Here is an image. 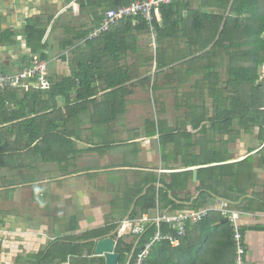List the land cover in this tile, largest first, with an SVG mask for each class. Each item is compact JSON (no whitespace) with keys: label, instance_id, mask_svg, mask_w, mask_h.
Masks as SVG:
<instances>
[{"label":"crops","instance_id":"0c3cea01","mask_svg":"<svg viewBox=\"0 0 264 264\" xmlns=\"http://www.w3.org/2000/svg\"><path fill=\"white\" fill-rule=\"evenodd\" d=\"M116 2L0 0V73H16L27 67L32 57H38L48 64L50 82L48 89L37 91L39 94L32 97L21 96L26 91L20 96H12L14 99L2 97L6 107H0V120L8 119L12 112L21 119L35 118L38 133L43 137L37 144L28 146L27 131L21 130L20 139L13 136L0 141V248L4 251L5 243L13 246L15 231L30 235L29 224L43 232L37 243L28 244V247L37 248L48 240L51 243L65 236H80L107 223L124 221L136 208L154 216L156 207L146 211L136 206V201L146 193L147 188L142 190L143 185L153 179L159 181L161 177L169 184L173 174L183 171H192L193 182V172L196 170L198 175V170L206 168L202 164L207 163L206 159L212 160L215 151L223 156L224 163L208 166H220L219 173L229 171L227 177L231 179L234 164L253 158L252 169L246 166L250 179L246 176L245 184L238 180L232 190L234 181L228 180L229 199H217L238 206L242 213L240 224L247 244V264H264V134L261 141L257 132L259 144L253 145L248 134L241 132L237 136L232 128L230 135L222 136L218 142L216 134L187 124L186 134L175 140L178 130H184L187 119L189 101L186 93L189 91L184 92V88L189 83L179 88L176 85L167 88L169 82L163 78L165 73L153 75L157 72L155 68L139 58L148 51L141 43L145 42L144 36L128 39L125 45L127 49L133 45L139 48L128 58L132 63L130 67L136 64L134 70L139 76L125 85L117 83L116 87L108 88L116 82L111 77L113 67L109 59L102 57L101 48L89 50L84 43ZM192 5L193 10L198 7L197 2ZM183 16H187V11ZM125 61L122 59L116 66L125 67ZM83 68L86 78L89 76L84 89L75 79ZM92 71L97 74L93 75ZM122 86L123 90L120 89ZM21 100H24L23 106L15 104ZM174 104L178 109L176 112L181 113L176 122L178 125L174 124ZM19 123H15L14 130L18 129ZM7 126L10 125L7 123L0 128ZM192 133L195 138L187 151L184 137ZM177 144L182 148L178 149ZM260 152L259 160L256 153ZM186 166L191 167L185 169ZM5 177L10 181L5 183ZM156 184L159 197L162 185ZM186 186L181 190L182 199L186 192L194 190L188 180ZM241 188H245L242 194ZM202 197H205L202 203L215 198ZM32 202L37 206L34 210L28 207ZM158 207L171 214V206L163 200L158 201ZM196 208L187 205L183 210ZM213 214L215 218H221L218 213ZM32 215L36 216L32 218ZM111 216L120 218L115 221L116 218ZM220 223L214 221L211 226L219 229ZM194 231V225H189L187 245L202 241L205 235ZM216 235L221 242L228 240L222 231ZM196 246L187 247V258L193 257ZM224 248L223 256L221 252L218 255L231 258L232 251L228 246ZM11 257L3 256L0 250V264H14ZM28 260L26 264H30V258ZM54 264L89 263L70 257L65 262L55 260Z\"/></svg>","mask_w":264,"mask_h":264},{"label":"trees","instance_id":"16d2710c","mask_svg":"<svg viewBox=\"0 0 264 264\" xmlns=\"http://www.w3.org/2000/svg\"><path fill=\"white\" fill-rule=\"evenodd\" d=\"M135 1L145 0H117L116 5L110 6L109 9H117ZM194 2L198 4L195 10L192 7ZM184 11H187L186 17L183 16ZM160 12V19L153 23L156 35L154 54H152L153 48L148 25L142 16L124 18L94 41L84 43V46L89 50L101 48L104 52L102 57L109 59V63L113 67L111 77L116 82L109 84L108 88L116 87L117 83L125 85L139 76L134 70L136 64L130 67L132 63L128 59L133 52L137 53L139 48L133 45L127 49L125 45L128 39L144 36L146 39L143 46L150 50V53L143 54L139 58L155 68L157 72L153 75L158 72L165 73L163 78L169 82L167 88L173 85H176L177 88L185 86L195 78L193 84L190 85V91L186 93L189 101L186 105V125L190 123L194 128H200L205 133H218L224 136L230 135L231 128L235 123H238L239 128L235 130L237 136L241 132L248 134L254 128H258L259 138L262 141L264 134V76L260 70L264 65V0H181L162 5ZM100 57L99 62H101ZM122 59L126 60L125 67L116 66L118 62L121 63ZM85 71L86 69L83 68L75 75V79L79 81V86L82 89H84V85L88 84L89 79V76L86 78ZM92 73L96 75L97 71H92ZM63 80L67 81L68 79ZM155 87L152 88L155 89ZM158 88L160 87L158 86ZM120 89L123 90V86ZM37 91L40 90L32 89L21 96L32 97L39 94ZM23 92V89L17 88L0 92V107H6L2 97L7 96L9 99H14L11 97L20 96L19 94ZM208 99L210 105H207ZM23 102L24 100H21L15 104L23 106ZM31 112L33 111L31 110ZM19 116L12 112L9 113L8 119L0 120V127L7 123L10 125L0 128L2 129L0 130V141L11 139L13 136L20 139L22 132L27 131L28 146L37 144L38 139L43 137L37 130L36 123L38 121L35 118L21 119ZM17 121L20 123L18 129L14 130ZM47 138L46 136V140ZM174 139H181V136H176ZM184 140L188 141L189 138L186 137ZM177 148L181 149L182 146L179 147L177 144ZM219 154L214 151L212 160L206 159L207 163L202 166L207 167L198 170L195 183L192 182V171L173 174L169 184L166 183L164 177H161L159 181L155 179L147 181L142 187V190L147 188L146 193L136 201V206L141 207V210L148 211L153 209L158 201L162 202L163 200L166 205L171 206V213H177L184 211L183 208L187 205L192 207L202 204V196L229 199L227 181L231 178L227 175L230 172L219 173L220 166H208L224 163V160H221L223 156L220 154V157ZM252 160V157H248L231 167V181H234V184L231 183L230 190L233 186H237L238 180L245 184L246 176L249 174L246 166H249L250 169ZM194 161L192 163H196ZM190 167L186 166L185 169ZM226 169L229 170V167ZM248 177L250 179V176ZM187 180L194 186V190L191 192L190 198L182 199L180 198L181 190L187 188ZM157 182L162 185L159 197L156 195ZM244 189H240V194L244 192ZM136 196L137 193L133 200ZM191 199L193 200L191 201ZM135 215L137 212L133 210L129 217L134 218ZM213 215L210 213L200 222L193 224L195 233L205 234L202 241L194 243V245H187L185 243L186 231L185 236L180 238L178 247H171L167 241L156 243L144 259L143 264H233L235 249L232 242V229L228 223H222V218H215ZM214 221L221 222L218 224L219 229L211 226ZM117 226L110 222L103 228L85 232L80 236L58 238L34 256L32 264H54L55 260L65 262L68 257L77 258L84 263L105 264L104 258L92 256L95 241L107 237L115 241V253L119 254L118 264H123L130 257L134 262L137 254L153 237L155 226L150 225L144 234L130 242H127L128 236L117 237ZM221 231L225 233L227 241L221 242L220 238H217L216 233ZM162 232L166 234L170 231L166 227H162ZM225 242L228 244H224ZM196 244L193 257L187 258V247H195ZM226 246L232 251L231 258H221ZM220 252L222 256L218 255Z\"/></svg>","mask_w":264,"mask_h":264},{"label":"built area","instance_id":"2783aa9c","mask_svg":"<svg viewBox=\"0 0 264 264\" xmlns=\"http://www.w3.org/2000/svg\"><path fill=\"white\" fill-rule=\"evenodd\" d=\"M181 0H145L135 1L129 5L109 10L105 13L101 23L96 26L88 35L85 41H93L106 33L116 22L131 16H142L147 22L148 31L153 40H155L154 21L161 17V6L175 3ZM48 64L38 57H32L30 64L22 70L13 73H0V92L17 88L24 91L46 90L50 83L48 80ZM154 216L148 213L140 217H128L120 224L117 230V237H132L136 239L146 232L150 225L155 226V233L143 249L137 254L134 262L132 258L128 259L127 264H143L144 259L148 256L151 248L161 241H167L171 247H178L180 238L186 234L189 225L196 224L206 218L210 213H218L220 217L227 220L232 229V242L234 245L233 264H247V244L242 233L240 218L242 213L233 208L231 203L224 200H211V203L198 210L181 211L177 213H164L159 210L156 203ZM162 227H166L169 233L164 234Z\"/></svg>","mask_w":264,"mask_h":264},{"label":"rangeland","instance_id":"374dc122","mask_svg":"<svg viewBox=\"0 0 264 264\" xmlns=\"http://www.w3.org/2000/svg\"><path fill=\"white\" fill-rule=\"evenodd\" d=\"M150 38H151V45H152V48H153V51H152V54H154V47H155V44H154V41L155 40H153L152 39V37L151 36H149ZM145 39H146V37H145ZM142 43V45H144L145 44V42H144V40H143V42H141ZM148 53H150V50H148L147 52H146V54H148ZM261 72H262V75L264 76V65H263V67H262V69L260 70ZM195 78H193L192 80L193 81H195L194 80ZM193 81L191 82V83H189V85H187L184 89V92H187V91H190V84H192L193 83ZM173 102H174V99H173ZM207 102H209L208 104L210 105V100L208 99L207 100ZM175 104H176V102H175ZM175 104H174V124L175 125H178L179 123H177L176 124V122L178 121V116L181 114L180 112H176V111H178V109L175 107ZM178 105V104H177ZM188 125H190V123H188ZM187 125V126H188ZM185 128H186V121H185V123H184V130L182 131V130H178V132H177V134H176V136H180V135H183L184 133L186 134V131H185ZM210 128V127H209ZM232 128H234L235 130L236 129H238L239 128V125H238V123H235L234 124V126L232 127ZM231 128V129H232ZM254 130V132L252 133V132H249L248 133V135H249V142H253V145H257V144H259L258 142H257V138H258V134H257V132H258V128H254L253 129ZM211 131V130H210ZM175 136V137H176ZM205 136H206V134H205ZM189 138L190 140H188L187 141V143H186V148H187V151L192 147V140L195 138V134H189V135H186L184 138ZM221 135L220 134H216L215 135V139L216 140H218V142L220 141V139H221ZM226 137V136H225ZM243 138V137H242ZM247 138V137H246ZM214 139V140H215ZM244 139V138H243ZM219 146V145H218ZM257 155H259V160H260V158H261V156H262V154L264 155V152H262V154H261V152L260 153H256ZM260 162V161H259ZM261 163V162H260ZM251 169H252V167H251ZM260 176V175H259ZM6 178V180L4 181L5 183H7V182H9L10 181V178H8V177H5ZM249 183H250V181H249ZM253 189V187L251 188V190ZM253 191V190H252ZM124 193H126V194H128V191L127 192H125V190H124ZM190 194H192L191 192H186V197L188 198H190ZM221 194V193H220ZM251 195H255L254 194V192H251L250 193ZM188 195V196H187ZM194 195V194H193ZM217 198H214L213 200H216ZM120 202V201H119ZM211 202H208V203H202V204H196V210H198V209H200V208H203V207H205V206H207V205H209ZM138 206V205H137ZM28 207H30V210H34L37 206H36V203H34V202H32V203H30V205H28ZM233 208L234 209H236V210H238L239 208H238V206H233ZM135 211L137 212V215H135V217H140L142 214H143V212L144 211H141L140 212V210L138 209V208H136L135 209ZM239 211V210H238ZM140 212V213H139ZM150 214H151V212H150ZM36 215H32L31 217L32 218H34ZM151 216H153V214H151ZM111 218L113 219V218H116L115 219V221H117V219L118 218H120L119 216H111ZM109 220V219H108ZM122 223V221H120L119 223L118 222H116V223H113V224H117L118 226H117V228H116V231L118 230V228H119V226H120V224ZM29 224V223H28ZM30 225V228H29V234L30 235H28V234H26L25 232H23V231H19L18 233H17V231H15V234L13 235L14 236V238L12 239V242H13V246H12V243H5V245L3 244V247H5V249H4V251H2V247L0 248V250H1V254L3 255V256H5V255H12V257L11 258H13V262H14V264H26V263H29V260L27 261V259L28 258H30V264H32V260L34 259V256H36L38 253H40V252H42L44 249H46L47 247H48V245L50 244V240H48L47 242H45V244L44 245H42V246H40V247H37L36 248V246H29L28 247V244H32V242L33 243H37V241H38V239H40L39 238V236L40 235H42V230H37V228H35V226H31V224H29ZM103 228V227H102ZM41 231V232H40ZM91 231H93V230H91ZM49 237H51V236H49ZM81 239H83V238H81ZM132 240V237H129L128 239H127V242H130ZM39 246V245H38ZM36 248V249H35ZM20 250V251H19ZM93 252H95V248H94V251ZM17 255H18V258H17ZM94 258H103V257H96V256H93ZM27 258V259H26ZM68 258H70V257H68ZM15 260H16V262H15ZM127 261L128 260H125L124 262H123V264H126L127 263ZM89 264H95V263H93V262H88Z\"/></svg>","mask_w":264,"mask_h":264},{"label":"water","instance_id":"95a60500","mask_svg":"<svg viewBox=\"0 0 264 264\" xmlns=\"http://www.w3.org/2000/svg\"><path fill=\"white\" fill-rule=\"evenodd\" d=\"M197 180V171L193 172V182ZM202 200L205 201V197H202ZM205 203V202H203ZM222 223H227V220L224 219ZM95 252L96 257H103L106 264H118L119 254L115 253V241L110 237L99 239L95 241Z\"/></svg>","mask_w":264,"mask_h":264},{"label":"flooded vegetation","instance_id":"af4514ba","mask_svg":"<svg viewBox=\"0 0 264 264\" xmlns=\"http://www.w3.org/2000/svg\"><path fill=\"white\" fill-rule=\"evenodd\" d=\"M20 251V250H19ZM17 258H18V255H17ZM15 262H16V260H15Z\"/></svg>","mask_w":264,"mask_h":264}]
</instances>
